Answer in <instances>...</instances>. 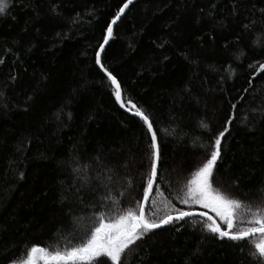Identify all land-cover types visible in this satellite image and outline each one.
Wrapping results in <instances>:
<instances>
[{
  "label": "trees",
  "instance_id": "obj_1",
  "mask_svg": "<svg viewBox=\"0 0 264 264\" xmlns=\"http://www.w3.org/2000/svg\"><path fill=\"white\" fill-rule=\"evenodd\" d=\"M9 2L0 17V264H26L32 246L51 251L78 243L99 212L136 208L150 169V134L120 108L95 64L123 0ZM232 2L140 0L102 55L123 100L148 114L157 133L161 159L149 219L172 208L187 211L180 202L185 185L226 119L232 123L213 186L252 209L264 207V70L256 64L264 54L253 47L260 33L243 27L262 20L264 0H239L235 16ZM53 3L63 18L51 14ZM202 219L192 218L195 230L185 221L179 232L156 230L147 244L130 247L124 264H183L195 249L196 264H257L249 255L254 239L240 242L241 250L201 232Z\"/></svg>",
  "mask_w": 264,
  "mask_h": 264
},
{
  "label": "snow or ice",
  "instance_id": "obj_2",
  "mask_svg": "<svg viewBox=\"0 0 264 264\" xmlns=\"http://www.w3.org/2000/svg\"><path fill=\"white\" fill-rule=\"evenodd\" d=\"M239 0L232 2V14L238 15L237 3ZM134 0H123L121 6L118 7L113 17L106 25L104 34L101 37V42L95 53V64L99 70L107 77L110 85L114 86V96L116 102L120 107L126 111H131V114L138 117L144 125L147 126L150 134V169L146 174V187L143 191V198L141 202H137L136 208L129 207L117 211L116 208H111L110 213L103 211L96 215L94 225L90 229H86L79 238V242L75 244H65L62 248L59 246L49 249L39 246H32L27 253L26 264H37L38 260H43L44 264H124L126 260V252L132 245L147 244L153 238L156 230L164 228L165 226H172L176 232H179L183 225L177 226L181 221L192 222L193 230L196 228L195 222L192 221L194 216L199 215L205 217L204 212L195 213L191 210L184 211L179 208H172L158 219H149L145 214V202L149 199V193L156 183L158 175V165L161 159L160 148L157 142V133L153 129V123L148 114H146L140 107H138L131 100L125 102L122 99L121 84L117 77L109 71L105 66L102 55L105 53V47L114 38V26L121 17L124 16L125 10L129 5L133 4ZM12 4L9 0H0V17H5ZM60 5L53 3L50 7V12L53 16L63 18L62 11H57ZM215 7V5H213ZM262 20L260 22L249 20V23L243 25L245 30L251 31L253 28L260 33L259 39H254L253 47L264 54V8L259 9ZM203 12V9H201ZM39 16V12H36ZM223 26V24H221ZM59 36L60 34L57 33ZM64 38H67L66 36ZM210 39H215L214 36ZM239 40V37H237ZM227 47V45H225ZM241 55H244L242 52ZM187 59V57H185ZM239 58V57H237ZM0 63H3L0 60ZM256 64L261 70H264V62L257 61ZM253 67V65H249ZM249 87H252L251 80L248 81ZM247 92L248 89L246 88ZM31 99V97H28ZM264 104V101H261ZM126 104L130 108H126ZM235 109L236 105L232 104ZM27 110V109H25ZM264 119V117H262ZM232 119H226L225 130L220 131L218 135L210 136L211 143L207 146L208 158L193 174V178L185 185L186 191L180 202L188 205L191 208L194 205H199L201 208L211 209L217 217H219L227 226L226 230L222 229L221 225L213 219L212 216H206V219L200 221V230L203 233L211 235L219 240H227L233 242L234 245L241 246L242 241H252L254 243L255 251L250 252V257L257 261V264H264V207L257 206L255 210L251 207L245 206L239 199L231 197L228 193L222 192L213 186L214 176L218 171V162L223 166L224 149L222 142L228 131V125H231ZM205 130L211 132L210 127L204 123ZM20 178L23 179V173H20ZM264 191V189H261ZM94 194V192L89 193ZM66 199V197H64ZM77 202L84 203V194L80 189H77ZM102 199H111L110 195ZM117 201L113 200L115 205ZM243 211H238L240 209ZM155 215V213H153ZM240 217L239 225L236 220ZM246 225V226H244ZM140 245H137L139 247ZM200 256L199 249H195L184 260L183 264H196ZM9 264H15V261H9Z\"/></svg>",
  "mask_w": 264,
  "mask_h": 264
},
{
  "label": "rangeland",
  "instance_id": "obj_3",
  "mask_svg": "<svg viewBox=\"0 0 264 264\" xmlns=\"http://www.w3.org/2000/svg\"><path fill=\"white\" fill-rule=\"evenodd\" d=\"M192 178H193V176H192ZM191 178V179H192ZM154 189H156V187L154 188ZM155 191L156 190H154L153 191V194H152V197H153V195L155 194ZM164 193L166 194V192L164 191ZM164 193H162V194H164ZM151 197V198H152ZM185 205V204H184ZM152 206H153V204H152ZM187 206V211H189V210H191V211H203V212H206V213H208L210 216H212L213 217V219L214 220H216V222L218 223V224H220L221 225V227H222V229H225L226 230V228H227V226L224 224V222L219 218V217H217L216 216V214L211 210V209H206V208H201L199 205H194V206H192L191 208H189V206L188 205H186ZM194 209V210H193ZM256 208H254L253 210H255ZM160 211V212H162V208L160 207V205H156V209H155V211ZM146 212H147V210H146ZM146 212H145V214H146ZM158 213V212H157ZM155 215H157L156 216V219H158V218H160V214H155ZM239 224V221L237 222L236 221V224ZM238 224H237V226H238ZM244 226H246V225H244ZM162 229V228H161ZM255 242V241H254Z\"/></svg>",
  "mask_w": 264,
  "mask_h": 264
},
{
  "label": "water",
  "instance_id": "obj_4",
  "mask_svg": "<svg viewBox=\"0 0 264 264\" xmlns=\"http://www.w3.org/2000/svg\"><path fill=\"white\" fill-rule=\"evenodd\" d=\"M138 1H140V0H134V3H133V4H135V3L138 2ZM133 4L129 5V8H130V6H132ZM129 8H128V9H129ZM128 9L125 10V14H126V12H127ZM125 14H124V16H125ZM124 16H122L121 19H122ZM119 22H120V21L117 22V25L119 24ZM117 25L114 26V29H115V27H116ZM109 43H110V42H109ZM107 46H108V45H107ZM107 46H106V47H107ZM106 47H105V48H106ZM113 87H114V86H113ZM122 99H123V97H122ZM118 104H119V103H118ZM119 106H120V105H119ZM120 108H121V107H120ZM121 109H122L124 112H126L127 114L133 116V115L131 114L130 111H126V110L123 109V108H121ZM133 117H135V116H133ZM137 118H138V117H137ZM159 165H160V161H159ZM159 165H158V169H159ZM158 169H157V171H158ZM156 181H157V180H156ZM155 185H156V183H154V185H153V189H152V191L149 193V199H148V201L145 202V204H144V206H145V212H146V209H147V207H148V205H149L150 199H151V197H152V194H153V191H154ZM200 212H203V211H195V213H200ZM204 213L206 214V216H210L208 213H206V212H204ZM206 216L203 217V218L206 219ZM194 217H200V216L197 215V216H194ZM194 217H193V218H194Z\"/></svg>",
  "mask_w": 264,
  "mask_h": 264
}]
</instances>
